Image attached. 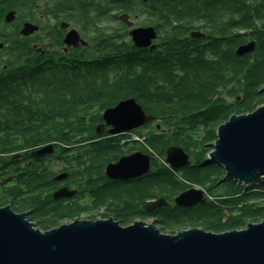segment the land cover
Listing matches in <instances>:
<instances>
[{"label": "trees", "instance_id": "1", "mask_svg": "<svg viewBox=\"0 0 264 264\" xmlns=\"http://www.w3.org/2000/svg\"><path fill=\"white\" fill-rule=\"evenodd\" d=\"M153 2L161 15L177 23L199 15L213 20L216 34L223 37L206 49H199L193 40L176 38L157 54L91 37L88 63L61 69L59 75L48 68L38 72L33 64H9L6 93L0 84V208L26 213L41 231L86 213L91 214L87 220L113 218L122 226L150 219L162 232L171 233L186 225L222 233L264 221V187L226 180L223 169L206 158L219 125L231 115L249 114L264 105V0ZM92 4L93 0H82L75 5ZM228 8L232 19L226 25L222 22ZM221 28L229 31L228 40ZM174 30L178 37L183 35L179 24ZM251 42L255 43L251 54L235 55L239 46ZM24 45V55H31L28 43ZM205 50L210 58H205ZM127 99H134L153 117L146 131L134 133L140 140L137 150L151 156V171L130 183L99 182L103 166L125 153L119 145L123 138L89 145V152L84 143L95 139L101 113ZM51 142L62 155L72 152L59 156L66 159V171L88 179L93 207L75 212L74 207L53 203L52 176L42 169L29 181L20 179L21 163L27 164L33 150ZM171 146L189 155L188 167L169 169L164 158ZM17 154H23L21 161L15 159ZM34 167L42 168L43 162ZM93 176L97 179L91 180ZM193 187L204 191L206 204L187 210L176 207L174 198ZM158 199L168 206L148 214L145 204ZM101 209L103 213L93 215Z\"/></svg>", "mask_w": 264, "mask_h": 264}, {"label": "water", "instance_id": "2", "mask_svg": "<svg viewBox=\"0 0 264 264\" xmlns=\"http://www.w3.org/2000/svg\"><path fill=\"white\" fill-rule=\"evenodd\" d=\"M35 27L26 23L22 33ZM150 29L131 32L136 48H145L153 39ZM76 32L68 34L66 44L76 45ZM83 45L86 43L82 42ZM255 43L239 46L235 55L251 54ZM117 135L139 129L153 121L134 99L119 102L102 114ZM207 162L224 171V179L245 187H264V105L253 112L231 115L218 126L216 140L210 146ZM53 153L45 146L32 153L35 158ZM165 164L178 172L191 164L181 148L171 146L165 152ZM151 171V156L142 152L119 158L105 167L109 180L130 181ZM65 176L57 177V180ZM67 189L52 195L53 200L70 196ZM207 198L202 189L193 187L176 196L173 204L180 209L204 205ZM164 199L148 201V214L167 207ZM0 264H264V221L248 223L240 230L213 233L189 228L166 235L154 224L135 220L122 226L113 218L75 219L48 231H41L27 218L9 206L0 208Z\"/></svg>", "mask_w": 264, "mask_h": 264}, {"label": "flooded vegetation", "instance_id": "3", "mask_svg": "<svg viewBox=\"0 0 264 264\" xmlns=\"http://www.w3.org/2000/svg\"><path fill=\"white\" fill-rule=\"evenodd\" d=\"M10 1L12 5L8 7V0H0V84L4 85V92L5 89H8L7 84L10 78L8 70L11 62H18L25 66L33 64L38 72H45L47 69L44 68H48V72L51 69L56 72L53 75H59L61 69H70L71 67L88 63L89 50L93 44L91 37L101 39L107 44H114L116 46L130 45L136 48L130 35L131 32L140 29H150L152 30L153 39L149 41L150 43L147 47L140 48L150 54L162 53L165 50V46L176 38L178 40H193L198 43L199 49H206L211 42L220 40L223 37L216 34L217 24L213 20L199 15L195 19L182 20L177 23L175 18L161 15L156 10L157 8L154 6L153 0H93L91 6L85 5L86 7L83 6L82 8L75 5L76 2L82 0H76L75 4L74 0ZM229 10L230 8L225 9V12ZM229 14L231 15V11L224 15L222 24L226 23L227 25L228 19H232ZM26 23L33 25L35 30L32 33L24 35L22 29ZM178 24L182 31H184L180 37H178L179 34H175L174 30ZM226 25H220V27ZM184 26H186V29L183 28ZM72 31L76 32L79 40L76 42V45L68 46L66 39ZM221 31L226 34L224 35V39L228 40L231 37L227 29L221 28ZM25 42L28 43L31 51V55L29 56L23 53ZM82 42L86 43V45H83ZM206 57L210 58L211 55L210 52L205 50ZM102 114L101 121L94 131L95 139L84 143L86 152L91 151L88 148L89 145L95 143L107 144L109 141L118 138H123L119 145L125 153L107 164L116 163L120 157L128 156L135 152H142L141 150H137L136 143L140 140L134 133L146 131L144 127H147V124L150 122L131 132L111 135L109 132L112 128L104 123ZM84 137L87 139L86 136ZM48 146H52L53 153L51 155L40 158L32 156V160H29L27 164L21 163L19 168L20 179L29 181L33 178L32 175L35 171L39 173L42 169L52 176L54 189L51 192V200L53 203L60 204L63 208L74 207L75 212L79 209L93 207L95 200L89 189L88 179L85 176H80L77 172L65 170L66 159L64 160L63 158L69 157L72 152L62 155L55 142H51ZM59 155H62L63 158ZM15 159L21 161L23 154H17ZM35 160H38V163ZM40 161L43 162V167L35 168L34 165H38ZM107 164L103 166V177L99 182L130 183L138 180H109L105 174ZM59 176H65V178L57 180ZM94 179L97 178L93 176L91 180ZM98 185L100 186V184ZM61 189H67L72 194L59 200H53L52 195ZM97 213H103V209L95 212L93 215ZM90 215L86 213L82 214L81 217L85 216L87 218ZM69 222L71 221L65 220L61 221L60 224Z\"/></svg>", "mask_w": 264, "mask_h": 264}, {"label": "rangeland", "instance_id": "4", "mask_svg": "<svg viewBox=\"0 0 264 264\" xmlns=\"http://www.w3.org/2000/svg\"><path fill=\"white\" fill-rule=\"evenodd\" d=\"M212 144H213V143H212ZM212 144H211V145H212ZM81 219H85V220H87L85 216H82ZM98 219H99V217H98ZM144 222H146L147 224H152V220H150V219L147 220V221H144ZM157 227L159 228V226H157ZM189 228H196V227L186 226V227H184V228L175 229L174 232L176 233V232H178V231L186 230V229H189ZM159 229H160V228H159ZM161 232H162V231H161ZM162 233H164V234H166V235H174V234H175V233H171V231H170L169 229L163 231Z\"/></svg>", "mask_w": 264, "mask_h": 264}, {"label": "bare ground", "instance_id": "5", "mask_svg": "<svg viewBox=\"0 0 264 264\" xmlns=\"http://www.w3.org/2000/svg\"><path fill=\"white\" fill-rule=\"evenodd\" d=\"M66 1V0H65ZM77 12V11H76ZM227 13V12H226ZM43 15V14H42ZM236 15V14H235ZM23 20V19H22ZM136 29V28H135ZM34 151V150H33ZM154 169V168H153ZM156 222V221H155ZM187 226V225H186Z\"/></svg>", "mask_w": 264, "mask_h": 264}]
</instances>
